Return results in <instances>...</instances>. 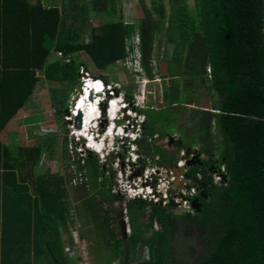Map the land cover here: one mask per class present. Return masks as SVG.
I'll return each mask as SVG.
<instances>
[{
    "label": "trees",
    "instance_id": "obj_1",
    "mask_svg": "<svg viewBox=\"0 0 264 264\" xmlns=\"http://www.w3.org/2000/svg\"><path fill=\"white\" fill-rule=\"evenodd\" d=\"M116 1L55 0L45 6L43 0H0V135L41 79L59 85L49 95L62 121L71 93L88 74V67L77 62L81 54L105 72L126 58V39L135 32L141 67L150 77L147 68L161 36L171 53L162 58L166 70L159 75L174 84L165 88L161 107L138 111L143 116L138 154L142 165L149 158L173 168L180 150L196 147L203 166L189 174H201L207 198L199 199V212L183 214L169 206L125 201L111 193L113 181L93 153L84 158L75 153L68 164L62 152L63 174L37 173L39 146L13 149L0 138V264H78L66 254L73 244L71 211L84 220L82 227L92 226L98 257L107 255L106 264H264V0H194L192 11L187 0H168L167 13L163 0H148V5L137 0L140 16L132 25L114 19ZM100 15L107 19L84 42V29ZM185 78L204 84L209 109L184 116L188 91L179 82ZM185 124L191 133H181L177 149L154 143ZM52 148L49 140L45 149L52 153ZM217 163L226 171L221 186L209 175ZM71 166L82 177L78 187L92 190L76 206L69 193ZM156 221L160 231L153 229ZM178 236L190 247L180 248Z\"/></svg>",
    "mask_w": 264,
    "mask_h": 264
},
{
    "label": "rangeland",
    "instance_id": "obj_2",
    "mask_svg": "<svg viewBox=\"0 0 264 264\" xmlns=\"http://www.w3.org/2000/svg\"><path fill=\"white\" fill-rule=\"evenodd\" d=\"M54 1L55 0H43L44 4L46 3L45 6H50L49 4H52ZM144 1L148 5V0ZM187 4L189 9L192 11L194 0H187ZM128 5H130V9H132V17L135 20L138 16H140V11L137 8V0L131 1ZM163 5L164 10L167 13L168 0H163ZM121 8L123 9L124 7L121 5ZM103 21L104 19L102 17L101 20H99L98 17H92L90 24L95 29L97 28V25ZM170 53L171 49L169 47H165L163 38L161 36H157L155 39L154 59L147 68V71L151 74L150 77L145 75V71L142 68L141 74L136 75L132 72V70L128 69L122 63L113 65L112 67L108 68L105 73L99 72L92 67L90 61L82 54L77 62L88 67L89 77L96 79L99 76H103L111 86L118 88L122 95L125 96V101H128V103L131 104V110H134V112L131 113V116H135L137 121L141 122L143 116L138 111L140 109H146L147 107L151 109H157L161 107L164 104L163 101L165 88L174 84L171 79H162L159 75L160 72L165 74L166 65L161 60L164 57L168 58ZM53 57L55 58V56ZM66 59L64 60L65 62H67ZM179 86L181 88H186L188 91L184 97V106L187 107L189 112H185L184 116H188V114H191V112L200 108H210L211 101L203 83H200L198 80L192 78H185L180 79ZM57 87H59L58 84L48 83L41 79L34 87L29 101L19 111V114L16 115V117L12 120L11 125L8 127V131L0 135V138L13 149L22 144L36 145L42 149L41 163L38 166L37 173L47 171L50 173L63 174L65 169L63 168L62 163V152H65L68 156V164L76 159L75 153L77 154L78 158H84L88 156V152L84 149V147L77 143L76 138L72 137L73 133L76 134L74 123H72L75 121L68 112L71 108L73 99L78 96L79 87L76 86L73 90L74 93L70 95L67 101V107L64 111L65 114L62 117V121L61 119H57L55 117V108L51 104L49 95V89ZM127 96L131 98L130 101L126 99ZM104 129L105 127L101 130ZM190 131L191 128L188 127L187 124L177 125L175 126L174 130L169 132V136H172L175 140H178L182 132L190 135ZM50 134H54V139L49 136ZM64 139L66 140V143L63 142ZM49 140H53L52 153H48L45 149L46 145L49 143ZM154 143L164 149H169L166 138L159 140L155 139ZM126 147L127 145L124 143V141H117L115 145L116 149L113 152V155L110 154L107 160L105 162L103 161L104 163L101 161L99 156H95L98 159L99 164L103 166L104 175L108 178H111L113 184L115 183V180L117 179L120 172H122V181L125 180V175L128 173L127 165L128 162H130V157ZM200 158L202 159L203 156ZM156 159L157 158H155V160ZM146 160L151 166L150 169L152 168L157 176L166 179L168 178L164 172V168L157 167L149 158H146ZM67 175L71 178L69 183L70 200L72 204L76 206L82 200L89 198L92 190L89 188V186L87 188L81 189L80 183L77 184L76 187L72 186L79 181L74 180L77 179V177H74L70 171V168L67 172ZM78 185L80 187H78ZM172 211L177 214H183L174 210L173 208ZM70 219L72 220V223H70L68 229L71 239L73 240V244L71 246L74 245L75 248L73 250V259H79L78 264H106L108 261L106 259L107 255L98 257L99 249L98 244L96 245L95 232L92 226L86 225L82 227L84 220L80 219L79 217L77 218L74 211H71ZM153 229L160 231L162 229L161 223L157 221L154 222ZM124 233L126 234V232ZM66 238L67 237H64L62 240L65 241ZM181 238L182 236H178L177 244H179V247L184 249L189 248L190 245L187 243V240L184 239V237L183 240H180ZM193 239V245L199 253L201 251V244L197 238V235H194ZM74 241L76 242V245L74 244ZM71 246L67 247V249H71ZM191 251L192 249L190 248L189 251L187 250V253L191 254ZM116 261L110 262V264H118V261Z\"/></svg>",
    "mask_w": 264,
    "mask_h": 264
},
{
    "label": "built area",
    "instance_id": "obj_3",
    "mask_svg": "<svg viewBox=\"0 0 264 264\" xmlns=\"http://www.w3.org/2000/svg\"><path fill=\"white\" fill-rule=\"evenodd\" d=\"M133 1V0H129ZM131 49H126V58L122 60V64L136 75L141 74V55L139 51L140 39L136 34L128 43ZM58 58H61V53H56ZM68 62V60L66 59ZM133 65V69H132ZM207 75L210 77V69L207 68ZM84 76L88 78L87 73H83ZM143 121V119H142ZM141 121V122H142ZM179 158L176 161L173 168L156 166L159 168H164L165 173L168 178H161L157 176L152 168L150 169V164L147 160L144 161L142 165V160H139L137 155L131 157L130 162H128V173L125 175V180L122 181V172L118 174L115 183L111 188V192L120 195L126 201L137 200L141 202H146L148 204L159 205L161 207H171L170 201L175 203V207H171L174 210L181 213H192L191 208L192 201L197 197L198 190L197 186L191 184L192 179L195 178L199 181L202 180L200 173L195 175L189 174L191 168L185 167V160L182 159L184 156V150H180ZM183 168V173L177 174L178 169ZM70 171L77 177L74 179L78 180L76 184L72 186L76 187L77 184L81 182V175L77 172L76 167L71 166ZM184 173H187L190 177L185 178ZM211 176L212 184L215 186H221L226 183V171L225 167L220 164H215L213 170L209 174ZM73 180V181H74ZM81 185V184H80ZM124 223L126 225L125 232L129 234V228L127 225V219L124 218ZM76 242L74 241V244ZM76 245V244H75ZM74 245L71 249L67 250L66 254L69 257H73Z\"/></svg>",
    "mask_w": 264,
    "mask_h": 264
},
{
    "label": "clouds",
    "instance_id": "obj_4",
    "mask_svg": "<svg viewBox=\"0 0 264 264\" xmlns=\"http://www.w3.org/2000/svg\"><path fill=\"white\" fill-rule=\"evenodd\" d=\"M78 87V96L68 111L75 122L78 121L80 124L81 121V130H76V134H72L77 143L84 147L87 152L99 156L101 161L105 162L110 154L113 155L117 141H124L127 145L129 161L133 155H137L141 160L138 154L137 141L141 140L140 124L142 122L137 121L135 116H131V113L134 112L133 109L131 110V104L125 101V98L116 91L115 87L107 84L103 79H95L89 76L87 78L83 75L80 77ZM87 89L89 94L86 97ZM82 99L86 101L89 117L92 118L87 120V124L84 123L86 114L79 110L78 106V102ZM106 118L107 123L105 122ZM102 123H106L104 130H101L103 128H101ZM125 228L124 223V232Z\"/></svg>",
    "mask_w": 264,
    "mask_h": 264
},
{
    "label": "water",
    "instance_id": "obj_5",
    "mask_svg": "<svg viewBox=\"0 0 264 264\" xmlns=\"http://www.w3.org/2000/svg\"><path fill=\"white\" fill-rule=\"evenodd\" d=\"M226 39L228 40V37H226ZM73 93L74 92H72L71 94H73ZM75 100H76V97L73 99L72 104H74ZM78 120H79V117H78ZM166 140H167V146H172L174 149H177L178 147H180L182 145L180 141L175 140L172 136H168ZM183 150H184V156L182 159L185 160V167L186 168H195V167H202L203 166V163L201 161L202 159L198 155V150L196 148L187 147ZM181 173H183V168H180L177 171L178 175H180ZM183 176L185 178L190 177L187 173H184ZM191 184L196 185L197 190H198V195L192 201L191 208H192L193 212H199L200 207H201V204L199 203V199L200 198H202V199L207 198V195L205 194V191L207 189V184L204 181H199L195 178L192 179ZM170 206L175 207V203L172 200L170 201Z\"/></svg>",
    "mask_w": 264,
    "mask_h": 264
},
{
    "label": "crops",
    "instance_id": "obj_6",
    "mask_svg": "<svg viewBox=\"0 0 264 264\" xmlns=\"http://www.w3.org/2000/svg\"><path fill=\"white\" fill-rule=\"evenodd\" d=\"M87 1H90V0H87ZM130 2L131 1H129V0H118V1H116V3H115V6H114V8H115V18L114 19H116V20H121L125 25H132L134 22H135V20L133 19V17H132V9H130L131 7H130V5H128V4H130ZM58 3V1L56 2V4ZM43 4H44V2H43ZM46 4V3H45ZM44 4V5H45ZM49 5H51V4H49ZM121 5L124 7L123 9L121 8ZM127 6H129V7H127ZM98 18H99V20H101V17L104 19V21L107 19V17L106 16H104V15H100V16H97ZM94 18V17H93ZM103 21V22H104ZM102 23V22H101ZM100 23V24H101ZM89 24H90V21H89ZM99 24V25H100ZM99 25H97V27L99 26ZM92 29H94L92 26H91V24H90V27H88V28H86V29H84V31H83V40H84V42H87L88 40H89V34H90V32H91V30ZM138 35V33L137 32H135L132 36H130V38H128V39H126V44H125V52H126V49L128 48L129 50L131 49V47H130V45H128V43L130 42V40L135 36V35ZM85 56V55H84ZM126 56H127V54H126ZM87 58V57H86ZM125 59V58H124ZM124 59H122V60H124ZM122 60H118L115 64H117V63H121L122 62ZM91 63V62H90ZM93 67V66H92ZM110 68V67H109ZM108 70V69H107ZM106 70V71H107ZM105 71V72H106ZM105 72H102V73H105ZM99 79H101L100 77H98ZM107 84H109L110 85V83L106 80L105 81ZM117 90H119L118 88H116ZM119 93H121L120 91H119ZM122 94V93H121ZM123 96V95H122ZM123 97H125V96H123ZM20 111V110H19ZM19 111H18V113L16 114V115H18L19 114ZM16 117V116H15ZM14 117V118H15ZM13 118V119H14ZM12 119V120H13ZM12 120L7 124V126H6V128H5V130H4V132L2 133V134H4V133H6L7 131H8V127H9V125H11V123H12ZM3 141V140H2ZM4 142V141H3ZM5 144H7L6 142H4ZM8 145V144H7ZM79 239V238H78ZM133 264H136V263H133Z\"/></svg>",
    "mask_w": 264,
    "mask_h": 264
},
{
    "label": "bare ground",
    "instance_id": "obj_7",
    "mask_svg": "<svg viewBox=\"0 0 264 264\" xmlns=\"http://www.w3.org/2000/svg\"><path fill=\"white\" fill-rule=\"evenodd\" d=\"M88 90V89H87ZM86 90V97L88 96V94H89V90L87 91ZM83 100V101H82ZM82 100H80L79 102H78V106H79V110H82L86 115H85V120H84V123H86L87 124V120L88 119H92V118H90L89 117V111H88V108H87V103H86V101L84 100V99H82ZM77 112V111H76ZM105 122L107 123L108 122V120H107V118L105 119ZM72 123H74V126H75V130H77V131H79V130H81V121H80V124H79V122L78 121H76V122H72ZM85 124V125H86ZM104 125V124H103Z\"/></svg>",
    "mask_w": 264,
    "mask_h": 264
},
{
    "label": "flooded vegetation",
    "instance_id": "obj_8",
    "mask_svg": "<svg viewBox=\"0 0 264 264\" xmlns=\"http://www.w3.org/2000/svg\"><path fill=\"white\" fill-rule=\"evenodd\" d=\"M103 124H104V125H103ZM105 126H106V123H102V124H101V128H102V127L104 128Z\"/></svg>",
    "mask_w": 264,
    "mask_h": 264
}]
</instances>
